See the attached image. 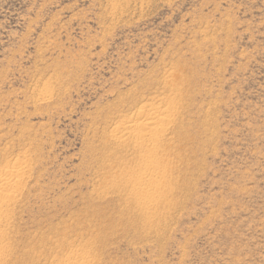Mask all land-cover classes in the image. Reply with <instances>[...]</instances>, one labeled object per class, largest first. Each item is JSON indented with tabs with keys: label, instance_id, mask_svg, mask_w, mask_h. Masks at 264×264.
Returning <instances> with one entry per match:
<instances>
[{
	"label": "rangeland",
	"instance_id": "obj_1",
	"mask_svg": "<svg viewBox=\"0 0 264 264\" xmlns=\"http://www.w3.org/2000/svg\"><path fill=\"white\" fill-rule=\"evenodd\" d=\"M141 106L145 162L112 134ZM16 164L0 264H264V0H0Z\"/></svg>",
	"mask_w": 264,
	"mask_h": 264
},
{
	"label": "bare ground",
	"instance_id": "obj_2",
	"mask_svg": "<svg viewBox=\"0 0 264 264\" xmlns=\"http://www.w3.org/2000/svg\"><path fill=\"white\" fill-rule=\"evenodd\" d=\"M144 107L145 106H141L138 108L132 116L125 115L122 119H118L117 124H115L112 129L116 145L120 148L130 145L132 154L135 155L134 158L137 156L136 160H139L138 162L147 160V155L149 156L153 153V150L156 148V142L158 141L159 135L165 133L166 131L162 124L167 121L169 117L168 112L165 109L154 108L153 111H145ZM149 145H151V147L148 151ZM22 170V166L16 164V166L11 170L0 175V200L3 199L1 202L2 204L15 199L12 197L11 192H13L16 188H19L18 186H20L22 179ZM147 173L148 171L145 170L142 175L145 176ZM136 183L137 182L134 184L136 185ZM154 184H156V181H154ZM141 189L142 188H137V194L134 193L133 195H136L137 197L139 195L138 191H141V195L143 192ZM140 202L141 201L138 203ZM5 204L3 206H5Z\"/></svg>",
	"mask_w": 264,
	"mask_h": 264
}]
</instances>
